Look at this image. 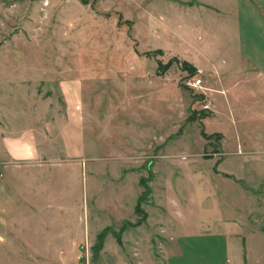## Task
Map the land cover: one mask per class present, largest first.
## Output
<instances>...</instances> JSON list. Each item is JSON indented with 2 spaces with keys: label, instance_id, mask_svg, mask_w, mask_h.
Returning a JSON list of instances; mask_svg holds the SVG:
<instances>
[{
  "label": "rangeland",
  "instance_id": "rangeland-1",
  "mask_svg": "<svg viewBox=\"0 0 264 264\" xmlns=\"http://www.w3.org/2000/svg\"><path fill=\"white\" fill-rule=\"evenodd\" d=\"M197 1L0 0V57H18L23 65L36 57L39 66L54 58L57 80L66 70L72 80L76 72L87 70V121L94 137L89 154L97 149L98 155L88 159L89 187L95 186L98 169L103 172L98 173L103 197L112 200L114 189L113 200L127 203L128 194L120 196V190L135 188L138 175L147 177V185L152 182L146 172L149 163L154 182L161 189L168 185L166 191L138 200L149 223L135 211L133 221L107 233L106 238L114 233L120 260L127 264H165L172 253L165 232L159 234L166 212L156 207L157 194L183 203L204 197L215 183L233 181L214 176L215 167L226 165L225 171H231L236 166L215 154L223 152L225 139H232L231 149L249 155L241 186L247 190L249 227L261 236L249 243L258 251L250 256L245 252L240 264H264V121L242 120L264 117V75L235 54L223 64L233 47L215 45L223 31L211 28L222 15L195 7ZM161 65L168 66L166 71ZM197 79L211 92L185 83ZM63 97L56 95L61 112ZM154 132L160 139H153ZM91 206V213L102 214ZM92 255L91 247L82 254L83 264Z\"/></svg>",
  "mask_w": 264,
  "mask_h": 264
},
{
  "label": "crops",
  "instance_id": "crops-1",
  "mask_svg": "<svg viewBox=\"0 0 264 264\" xmlns=\"http://www.w3.org/2000/svg\"><path fill=\"white\" fill-rule=\"evenodd\" d=\"M180 1L185 5L190 0ZM197 2L195 7L222 15L214 19L211 28L223 31L215 45L233 47L223 64L234 60L235 54L240 62L264 75V0ZM10 58L0 57V264H83L82 254L94 247L104 230L113 231L119 223L133 221L144 191L139 183L147 177L138 175L137 186L132 185L131 190L123 186L120 196L128 194L127 203L113 200L117 195L114 189L112 200L103 197L98 169L95 186L89 187L88 159L98 155L97 149L89 154L94 137L87 121V70L76 72L75 80L66 70L57 80L54 58L43 66L35 64L40 61L36 57L27 65L18 57ZM206 89L205 93L211 92ZM56 95L64 96L62 112ZM242 120L264 121V117L244 116ZM157 134L154 132L159 136L153 137L155 141L160 139ZM230 141L225 139L223 152L215 154L224 155V163L235 164V169L215 167L214 176L227 175L233 181L215 183L204 197L185 198L183 203L157 194L156 207L166 212L159 221L165 225L159 226V234L165 232L172 251L165 264H240L245 252L250 256L258 251L249 247L261 236L249 227L247 190L242 187L249 155L245 150L231 149ZM147 166L153 196L156 190L166 191L168 185L164 183L165 189H161V183L154 182L151 163ZM93 204L102 214L91 213ZM127 209V217H121ZM111 221L116 224L111 226ZM118 249L112 232L102 251L92 255L87 264H127L120 260Z\"/></svg>",
  "mask_w": 264,
  "mask_h": 264
},
{
  "label": "trees",
  "instance_id": "trees-1",
  "mask_svg": "<svg viewBox=\"0 0 264 264\" xmlns=\"http://www.w3.org/2000/svg\"><path fill=\"white\" fill-rule=\"evenodd\" d=\"M160 68H161V70H163V71H166V69L168 68V66H160ZM195 119H190L189 120V122L191 121H194ZM206 138H207V136H206ZM209 139V138H208ZM141 182V185L144 187V193H143V196L141 197V199H139V200H141V201H144V200H146V198H148V196H149V194L151 193V190H150V188L148 187V185H147V183H146V181L145 180H142V181H140ZM136 213H141L142 214V221L144 222L145 220H146V218H147V216H146V214L144 213V212H142L141 211V209H140V206H139V204L137 205V207H136ZM143 222H138L137 223V226H139L140 224H142ZM124 228V227H123ZM110 231V229H106V230H104L96 239V245L93 247V255L95 256V255H97V254H99V252H101L102 251V249H103V245H104V242H105V240H106V235H108L107 233ZM119 238V237H118Z\"/></svg>",
  "mask_w": 264,
  "mask_h": 264
},
{
  "label": "built area",
  "instance_id": "built-area-1",
  "mask_svg": "<svg viewBox=\"0 0 264 264\" xmlns=\"http://www.w3.org/2000/svg\"><path fill=\"white\" fill-rule=\"evenodd\" d=\"M185 83L187 84V86H189L191 88L199 89V90H202V91H207V89L204 88L203 81L201 79L188 80Z\"/></svg>",
  "mask_w": 264,
  "mask_h": 264
}]
</instances>
